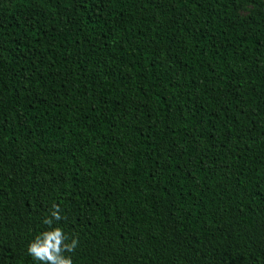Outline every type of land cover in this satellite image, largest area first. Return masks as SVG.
I'll return each mask as SVG.
<instances>
[{"label":"trees","instance_id":"obj_1","mask_svg":"<svg viewBox=\"0 0 264 264\" xmlns=\"http://www.w3.org/2000/svg\"><path fill=\"white\" fill-rule=\"evenodd\" d=\"M53 205L73 264H264V0H0V264Z\"/></svg>","mask_w":264,"mask_h":264},{"label":"clouds","instance_id":"obj_2","mask_svg":"<svg viewBox=\"0 0 264 264\" xmlns=\"http://www.w3.org/2000/svg\"><path fill=\"white\" fill-rule=\"evenodd\" d=\"M50 217H46L42 223L50 226L47 230L36 235L27 246V254L35 264H73L72 258L65 253L73 252L78 246V240L68 236L61 227H51L54 221L62 219L60 210L53 205Z\"/></svg>","mask_w":264,"mask_h":264},{"label":"rangeland","instance_id":"obj_3","mask_svg":"<svg viewBox=\"0 0 264 264\" xmlns=\"http://www.w3.org/2000/svg\"><path fill=\"white\" fill-rule=\"evenodd\" d=\"M5 4L9 5L11 3V0H4ZM253 11V7L247 6L243 10L239 11V16L246 17Z\"/></svg>","mask_w":264,"mask_h":264}]
</instances>
